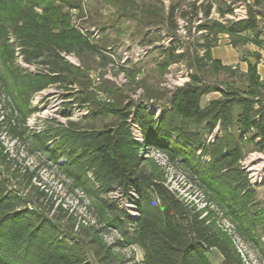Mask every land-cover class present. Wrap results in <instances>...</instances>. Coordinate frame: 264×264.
Listing matches in <instances>:
<instances>
[{
  "label": "trees",
  "instance_id": "16d2710c",
  "mask_svg": "<svg viewBox=\"0 0 264 264\" xmlns=\"http://www.w3.org/2000/svg\"><path fill=\"white\" fill-rule=\"evenodd\" d=\"M98 1L114 7L121 18L147 20L152 26L161 24L170 33L177 30L175 5L165 8L161 2L159 8L156 0ZM217 1L193 0L195 17L203 11L208 19ZM229 1L233 5L249 0ZM251 1L253 7L264 4V0ZM87 2L0 0V57L12 83L9 95L19 112L17 123L6 118L0 127L4 126L11 138L30 145L32 153L43 157L45 166L55 168L69 183L71 193L87 199L96 208L102 227L98 230L94 225L76 222L60 203L47 199L32 184L33 179L40 184L35 170L18 167L15 155L0 144V264H137L119 254L134 246L143 252V264H212L207 256L210 250L219 252L221 264H243L229 237L211 221L212 211L188 203L154 170H148L147 158L140 153L154 149L171 162L181 160L216 196L218 205H227L235 221L241 227L248 226L250 235L256 224L249 214L254 190L240 161L248 142L264 152V81L257 74L259 56L253 64L247 63L248 85L243 92L208 85L200 72L209 62L208 67L216 72L232 70L211 56L220 34L231 39L249 34L253 45L263 47L264 12L249 7L247 19L198 24L196 30L204 33L198 46L201 56L191 57L187 49L178 52L181 46L172 35L169 46L161 49V67L187 62L188 69L195 73L189 82L169 93L168 109L157 119L144 102L123 97L108 82L102 81L100 87V77L97 81L90 78L92 65L107 66L115 52L111 46L98 44L103 29L93 37L71 26L72 11L81 21L89 19ZM204 2L208 4L204 6ZM226 8L217 10L220 16L232 13L230 6ZM187 15L182 12L180 16L187 20ZM156 16L161 20H155ZM147 43L152 45L151 40ZM245 43L237 39L232 46ZM15 52L23 64L41 70L10 69ZM71 54L79 60L78 67L63 56ZM0 80L3 90H8L7 81L2 76ZM51 86L79 87L76 95L84 98L71 103L86 107L87 116L82 122H74L67 112L66 124L51 120L41 129L29 130L25 119L33 112L30 99ZM103 91L113 98L101 99L98 93ZM214 92L219 97L201 107L202 97ZM154 98L147 96L148 100ZM109 117L111 120L104 122ZM131 122L138 126L142 143L134 139ZM117 192L134 203L137 216L125 213L118 201L109 197ZM79 199L82 201V197ZM255 217L264 222V211ZM113 232L120 239L108 244L105 236ZM262 253L264 258V249Z\"/></svg>",
  "mask_w": 264,
  "mask_h": 264
},
{
  "label": "rangeland",
  "instance_id": "374dc122",
  "mask_svg": "<svg viewBox=\"0 0 264 264\" xmlns=\"http://www.w3.org/2000/svg\"><path fill=\"white\" fill-rule=\"evenodd\" d=\"M141 2V0H136ZM147 3H152L155 0H145ZM161 2L165 8L169 5L177 6L175 13V23L177 30L170 33L164 26H152L147 20L137 21L134 19H126L119 17L115 8L103 4L98 0H88L87 14L89 19L84 21L78 20L77 13L71 12V26L79 25L84 28L103 29L101 41L98 43L101 46H111L115 55L111 58V63L107 66L92 65V70L89 72L90 78L97 81L96 78H102L99 86L102 87V81L112 84L116 89H119L123 97L129 98L135 102H144L147 111L155 114V118L160 119L164 110L168 109L167 99L169 93L176 87H181L189 82L190 75L195 73L194 69H188L187 62L172 64L168 68H162L161 49L169 46L171 36L176 44L180 45L181 50L187 49L190 56H201L203 52L199 49L202 44L200 37L203 32H198L196 26L200 23L218 21L226 24L227 21L237 22L247 19L249 7L257 12H264V4L260 7H253L252 1L245 3L231 4L229 0H218L213 4L211 14L208 19L203 16V11H200L195 17L191 4L193 0H156V4L161 8ZM199 4V3H198ZM204 6L207 2L203 3ZM230 6L232 13L220 16L217 10L226 11V7ZM161 10V9H160ZM187 13V20L181 18V13ZM161 14V11L159 12ZM155 20H161L155 17ZM169 34V35H168ZM264 34V31L262 32ZM215 38L209 37V39ZM251 35L245 34L239 37L229 38L225 34L218 35L216 39V47L214 54L222 57L229 53L226 47L230 45L238 54V63L232 64L231 71H218L209 68L211 63L204 69L200 76L204 83L220 88V89H235L238 91H246L248 85L247 66L243 61L251 59V62H256V56L264 55V46L257 47L253 45ZM238 39L239 43L247 42L245 45L237 47L232 46V42ZM152 41V45L147 43ZM10 44H14L10 40ZM16 51V50H15ZM65 60L71 65L78 67L79 60L73 55H63ZM120 56V57H119ZM123 59V60H122ZM258 60V62H259ZM98 62V59H95ZM222 64V63H221ZM226 66V65H223ZM10 69L19 67L28 72L41 70L39 66H27L23 64L20 56L15 52L13 64H9ZM0 76H2L9 86L8 90H3V82L0 80V122L6 118H11L14 123H17L19 112L12 97L9 95L12 88V83L5 66L0 57ZM98 86V87H99ZM81 89L77 86L72 88H64L51 86L44 91L33 95L30 99V109L33 111L25 119V126L31 129H41L48 121L56 120L59 124H66L67 118L64 114L71 113L70 120L74 122H82L87 116L88 109L86 107L78 108L76 104H72L75 98H84L82 95H76ZM99 92L98 96L109 101L112 95H107L104 91ZM72 94V97L68 95ZM75 94V95H74ZM154 95V99H147V96ZM219 97V93H210L203 96L200 105L206 106L211 100ZM72 104V107L69 106ZM17 118V119H16ZM22 116H20L21 122ZM111 118H107L104 122H108ZM85 122V121H84ZM84 124V123H82ZM134 139L142 143L140 131H134ZM211 138H209L210 140ZM0 144L8 150L17 161V166L27 168L29 171L35 170L37 177L40 179L32 180V184L39 187V191H43L47 195V199H51L55 204H61L62 208L67 210L77 221L84 225H94L96 229L101 230L102 224L98 222L96 216V208L89 205L87 199L77 193H71L68 189V182L61 177L55 168L44 165L43 157L34 154L30 150V145L10 137L7 129L0 127ZM244 158L240 161V166L248 176V180L253 187L254 195L251 199L250 216L255 218L256 224L247 234L248 226L241 227V224L235 221L230 213L228 206L225 204H217L214 200L216 196L204 188L193 174L192 170L184 165L181 160L169 161L165 154L158 150L150 149L141 151V157L147 158L148 170H154L157 175L162 177L166 184L178 192L182 198L192 203L197 209L209 208L211 213V221L215 226L225 233L232 242L236 252L239 254L243 264H264L262 251L264 249V222L255 217L260 212L264 211V152H258L253 143H246L243 146ZM203 162L207 159L203 158ZM120 192L112 193V199L117 200L120 207L125 213L132 216L135 211L129 207L130 201ZM82 197V201L79 199ZM46 202V201H44ZM45 204V203H43ZM260 216V215H259ZM120 239L117 232L110 233L105 236V242L111 244ZM262 253V254H261ZM123 258H132L137 264H143V252L140 248L134 246L125 250L119 251ZM212 264H221L222 257L217 250H210L207 254Z\"/></svg>",
  "mask_w": 264,
  "mask_h": 264
},
{
  "label": "crops",
  "instance_id": "0c3cea01",
  "mask_svg": "<svg viewBox=\"0 0 264 264\" xmlns=\"http://www.w3.org/2000/svg\"><path fill=\"white\" fill-rule=\"evenodd\" d=\"M229 49V53L223 55L222 57L217 56L214 54V51L218 48L215 47L211 50V56L213 60H219L222 65L230 66L232 64L238 63V54L235 52V50L230 46H226ZM251 62V59H247L243 61V63L247 66V63ZM257 67V74L260 77L261 81H264V55H261L259 62L256 64Z\"/></svg>",
  "mask_w": 264,
  "mask_h": 264
},
{
  "label": "built area",
  "instance_id": "2783aa9c",
  "mask_svg": "<svg viewBox=\"0 0 264 264\" xmlns=\"http://www.w3.org/2000/svg\"><path fill=\"white\" fill-rule=\"evenodd\" d=\"M84 2H86V0H83ZM73 13H76V11H72ZM78 20H80V19H78ZM81 21V20H80ZM75 29H77V30H79L82 34H85V33H90L93 37H98V34H99V30L98 29H96V28H90V29H87V28H84V27H82V26H79V25H74L73 26ZM120 57V56H119ZM123 60V59H122ZM131 129H132V132H133V137H134V131L135 130H138L139 131V128H138V126L137 125H135V124H133L132 122H131ZM137 141V140H136ZM110 195H113V196H115L114 194H110ZM132 196L135 198V194H133L132 193ZM116 197V196H115ZM110 198H112V196L110 197ZM131 203V202H130ZM129 207H131L134 211H135V213H133L132 214V217H135V216H137V213H136V209H135V205H134V203H131V206H129Z\"/></svg>",
  "mask_w": 264,
  "mask_h": 264
}]
</instances>
